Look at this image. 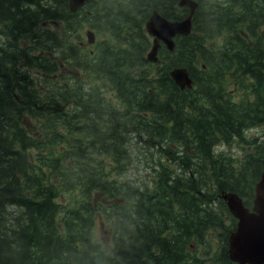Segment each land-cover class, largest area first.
I'll use <instances>...</instances> for the list:
<instances>
[{
  "label": "trees",
  "instance_id": "obj_1",
  "mask_svg": "<svg viewBox=\"0 0 264 264\" xmlns=\"http://www.w3.org/2000/svg\"><path fill=\"white\" fill-rule=\"evenodd\" d=\"M198 2L154 61L146 22L187 16L179 0H0V264H236L221 192L252 206L264 170V133L247 137L264 125V0Z\"/></svg>",
  "mask_w": 264,
  "mask_h": 264
},
{
  "label": "water",
  "instance_id": "obj_2",
  "mask_svg": "<svg viewBox=\"0 0 264 264\" xmlns=\"http://www.w3.org/2000/svg\"><path fill=\"white\" fill-rule=\"evenodd\" d=\"M88 0H69V7L76 11ZM181 5L190 6V13L182 19H170L154 10L146 27L153 35V45L148 53L151 60L158 59L159 48L162 41L170 48L174 49L177 34H189L192 30L193 14L197 0H180ZM89 41H95V32L91 29L87 31ZM173 79L182 87H192L193 78L186 66H177L171 70ZM55 110L63 109L65 104L60 101L48 104ZM256 194L252 209L247 206L243 198L234 191L223 190L221 195L226 200L229 209L238 217L237 227L231 232L229 237L230 257L238 264H262L264 262V170L261 178L255 187Z\"/></svg>",
  "mask_w": 264,
  "mask_h": 264
},
{
  "label": "rangeland",
  "instance_id": "obj_3",
  "mask_svg": "<svg viewBox=\"0 0 264 264\" xmlns=\"http://www.w3.org/2000/svg\"><path fill=\"white\" fill-rule=\"evenodd\" d=\"M88 28H89L88 26H85L82 31H83V34L85 35V41H86L87 46L89 48H91L92 46L88 42L89 40H88V36L86 34V31H87ZM97 35H98V32H97ZM50 86H52V85H50ZM28 127L31 128V122L29 123ZM32 128H35V126H33ZM39 129H40V127H39ZM263 133H264V125L263 126H258V127H251L247 131V137L248 136H251V137L259 136V135H263ZM261 138H263V136H261ZM224 147H225V145H220V148H224ZM239 149H241V148H239ZM137 174L141 175L143 173H141V172L138 173L137 172ZM96 234L99 237V239L102 240V242L105 244L106 247L111 248L112 242H113V233H112L111 227L107 223H100L99 222V224L96 227ZM197 252L201 256H204L202 250H199Z\"/></svg>",
  "mask_w": 264,
  "mask_h": 264
},
{
  "label": "flooded vegetation",
  "instance_id": "obj_4",
  "mask_svg": "<svg viewBox=\"0 0 264 264\" xmlns=\"http://www.w3.org/2000/svg\"><path fill=\"white\" fill-rule=\"evenodd\" d=\"M264 264V263H263Z\"/></svg>",
  "mask_w": 264,
  "mask_h": 264
}]
</instances>
